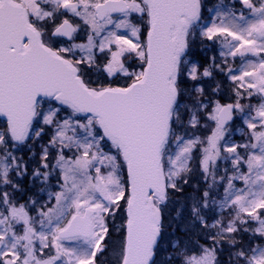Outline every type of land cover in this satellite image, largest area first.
Here are the masks:
<instances>
[{"label": "snow or ice", "instance_id": "6c2138e0", "mask_svg": "<svg viewBox=\"0 0 264 264\" xmlns=\"http://www.w3.org/2000/svg\"><path fill=\"white\" fill-rule=\"evenodd\" d=\"M0 264H264V0H0Z\"/></svg>", "mask_w": 264, "mask_h": 264}, {"label": "trees", "instance_id": "16d2710c", "mask_svg": "<svg viewBox=\"0 0 264 264\" xmlns=\"http://www.w3.org/2000/svg\"><path fill=\"white\" fill-rule=\"evenodd\" d=\"M108 256H109V254H106V256L104 258H102V259L107 260L108 259Z\"/></svg>", "mask_w": 264, "mask_h": 264}, {"label": "flooded vegetation", "instance_id": "af4514ba", "mask_svg": "<svg viewBox=\"0 0 264 264\" xmlns=\"http://www.w3.org/2000/svg\"><path fill=\"white\" fill-rule=\"evenodd\" d=\"M236 138L239 139V136H237Z\"/></svg>", "mask_w": 264, "mask_h": 264}]
</instances>
